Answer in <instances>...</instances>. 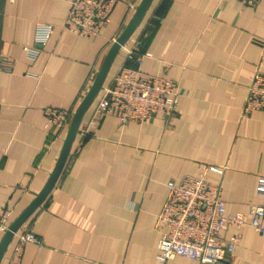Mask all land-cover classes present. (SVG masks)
I'll return each mask as SVG.
<instances>
[{
	"label": "crops",
	"instance_id": "crops-1",
	"mask_svg": "<svg viewBox=\"0 0 264 264\" xmlns=\"http://www.w3.org/2000/svg\"><path fill=\"white\" fill-rule=\"evenodd\" d=\"M70 1L0 0V207L10 212L7 229L44 186L67 130L52 137L45 109L73 113L140 2L117 0L100 35L84 38L63 27ZM44 26L52 29L41 44L36 32ZM135 59L144 72L178 83L174 116L119 125L104 115L93 123L102 89ZM256 72L264 74V0H152L85 112L56 185L1 264L23 232L43 246L25 244L20 264H199L156 260L165 230L157 216L167 183L205 166L222 170L205 176L220 187L228 216L249 219L263 203L264 112L243 111ZM234 234L228 264H264V233L244 224L220 235L228 241Z\"/></svg>",
	"mask_w": 264,
	"mask_h": 264
},
{
	"label": "built area",
	"instance_id": "built-area-1",
	"mask_svg": "<svg viewBox=\"0 0 264 264\" xmlns=\"http://www.w3.org/2000/svg\"><path fill=\"white\" fill-rule=\"evenodd\" d=\"M117 0H71L64 21V28L84 38H95L110 22ZM244 6H254L258 0H238ZM51 26L38 28L36 41L44 44ZM30 58L36 52L28 49ZM129 58V57H128ZM179 85L174 80L149 74L141 69L140 59L125 62L117 69L109 84L101 93L95 109L93 123L104 115L115 116L119 125L147 122L160 116L166 122L171 119L178 105ZM244 113L264 112V74L254 73L246 88ZM46 127L52 130V137H59L67 129L72 112L62 108H47L44 111ZM94 125L92 124L91 127ZM221 173L214 166H205L196 175H185L177 182L167 183L168 195L157 216V223L165 230L156 247V260L165 263L175 257H184L199 264H214L226 260L239 239L237 234L223 241L221 232L230 225L249 224L256 232L264 233V201L253 206L249 219L242 214L228 216L220 187L211 184L206 171ZM257 187L264 199V179ZM9 210L0 207V237L7 230ZM17 245L8 264H20L22 247L33 244L43 246L42 240L33 232L16 235Z\"/></svg>",
	"mask_w": 264,
	"mask_h": 264
},
{
	"label": "water",
	"instance_id": "water-1",
	"mask_svg": "<svg viewBox=\"0 0 264 264\" xmlns=\"http://www.w3.org/2000/svg\"><path fill=\"white\" fill-rule=\"evenodd\" d=\"M152 0H140L138 5L136 6L132 17L130 18L129 22L123 29V31L119 34V36L112 42L109 46L100 68L95 75V78L76 107L73 111L71 118L69 120L67 130L62 141V145L58 154V158L55 162V165L49 174L44 186L41 190L35 195L34 199L30 202V204L19 214V216L11 223L9 228L5 231L3 236L0 239V264L4 257L5 251L11 242L14 235L20 229V227L25 223V221L33 214V212L45 201L48 197L54 186L56 185L60 174L66 164L68 156L70 154V150L74 143L75 137L79 132V127L83 116L87 109L90 107L94 99L97 97L98 93L100 92L110 67L117 56L120 49L125 45V43L129 40L133 32L141 23L149 5L151 4ZM214 264H228L227 260L223 259L218 261Z\"/></svg>",
	"mask_w": 264,
	"mask_h": 264
}]
</instances>
